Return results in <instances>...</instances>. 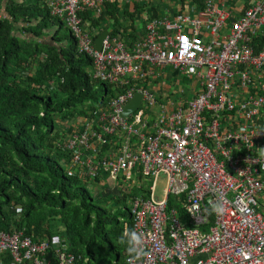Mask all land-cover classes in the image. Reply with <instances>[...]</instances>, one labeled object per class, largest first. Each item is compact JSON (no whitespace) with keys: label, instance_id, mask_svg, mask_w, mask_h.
<instances>
[{"label":"built area","instance_id":"1","mask_svg":"<svg viewBox=\"0 0 264 264\" xmlns=\"http://www.w3.org/2000/svg\"><path fill=\"white\" fill-rule=\"evenodd\" d=\"M160 1L44 0L107 91L56 131L66 172L130 204L126 264H264V0ZM67 246L0 229V264H78Z\"/></svg>","mask_w":264,"mask_h":264},{"label":"trees","instance_id":"2","mask_svg":"<svg viewBox=\"0 0 264 264\" xmlns=\"http://www.w3.org/2000/svg\"><path fill=\"white\" fill-rule=\"evenodd\" d=\"M55 21L63 27L44 0H0V229L60 235L78 264H126L133 249L125 206L120 226L106 195L95 200L50 155L62 157L56 131L63 123L107 98L90 57L78 53L69 29L70 40L52 30ZM12 206L22 208L19 216Z\"/></svg>","mask_w":264,"mask_h":264},{"label":"rangeland","instance_id":"3","mask_svg":"<svg viewBox=\"0 0 264 264\" xmlns=\"http://www.w3.org/2000/svg\"><path fill=\"white\" fill-rule=\"evenodd\" d=\"M246 1H248V0H246ZM172 2V0H161L159 3H158V6L161 8V9H164V7L166 6V5H168V4H170ZM122 15H123V12H122V10L121 9H118L117 11H116V13L113 15V18H118V19H121L122 18ZM58 25V22L57 21H55V24H53L52 25V30H55V29H58V34L60 35V36H69V32H68V29L65 27V25H63V27H61V26H57ZM122 25V24H121ZM68 40H70V37H68ZM87 71H88V73H90V71H91V67H88L87 68ZM184 80V78L180 81V82H182ZM171 81H172V83H173V81H174V79L172 80L171 78H168L167 80H166V83H167V85H169L170 86V84H171ZM98 83H96L95 85H97ZM95 102V101H94ZM161 102L162 103H166L165 102V100H161ZM52 157H54L58 162H59V164L61 165V166H63V167H66V165H65V163H64V161H63V157H61V154H59L57 151H53L51 154H50ZM147 185L149 186V185H151V184H153V182H154V178L153 179H148L147 181ZM164 182H165V177L164 176H161L157 181H156V184H155V188H154V194L156 195V196H158V197H161L162 195H163V190H162V188H163V185H164ZM85 187H86V190L87 191H89L90 193H91V195L93 196V198L96 200V198H99V196H98V194H97V189H96V187L94 186V184L92 183V182H85ZM96 202V201H95ZM106 202V201H105ZM107 203H108V206H109V208L112 210V212L116 215L115 217L119 220V222H120V226H123L124 224V218H125V216H127V213L125 212V213H123V212H121L122 210H123V208H120V206L121 205H125V204H123V203H121L120 205H118L117 203H116V201H113L112 199H109V198H107ZM126 206V208H128L129 209V207H130V204L129 203H127V205H125ZM54 236V235H53ZM46 238V237H45ZM114 244H115V246L118 248V249H120L121 248V246L119 245V243H118V241H115L114 240Z\"/></svg>","mask_w":264,"mask_h":264},{"label":"water","instance_id":"4","mask_svg":"<svg viewBox=\"0 0 264 264\" xmlns=\"http://www.w3.org/2000/svg\"><path fill=\"white\" fill-rule=\"evenodd\" d=\"M107 33L106 30H103L94 40V46L96 49H100L101 47V40L102 38L105 36V34ZM141 94L139 93H135V95L133 96L132 99H130L128 101V103L125 105L122 114L126 115L128 114L130 111L134 110L137 106V104L139 103Z\"/></svg>","mask_w":264,"mask_h":264},{"label":"clouds","instance_id":"5","mask_svg":"<svg viewBox=\"0 0 264 264\" xmlns=\"http://www.w3.org/2000/svg\"><path fill=\"white\" fill-rule=\"evenodd\" d=\"M103 30H105V29H103ZM103 30H102V31H103ZM102 31H101V32H102ZM78 53H79V52H78ZM80 54H81V53H80ZM61 79L63 80V78H61ZM99 84H100V86L104 89V95H106V94H105V93L107 92V91H106V87H105L104 84H103L102 82H100V81H99ZM106 99H107V98H106ZM106 99H105V100H106ZM105 100H102V99H101L100 101L95 102V103L93 104V107H92V108H95V107H96V104L101 103V102H103V101H105ZM137 105H138V104H137ZM122 115H123V114H122ZM126 115H127V114H126ZM126 115H123V116H126ZM63 170H64V172H65L67 175H69V174L66 172L65 167H63ZM70 176H73V175H70ZM74 177H75V176H74ZM76 178H77V177H76ZM80 181H81V180H80ZM81 182L85 183L84 181H81ZM99 193H101V192H98V191H97L98 196H99ZM107 198H108V197H107ZM109 199H110V198H109Z\"/></svg>","mask_w":264,"mask_h":264},{"label":"crops","instance_id":"6","mask_svg":"<svg viewBox=\"0 0 264 264\" xmlns=\"http://www.w3.org/2000/svg\"><path fill=\"white\" fill-rule=\"evenodd\" d=\"M241 1H244V2H246V0H241Z\"/></svg>","mask_w":264,"mask_h":264}]
</instances>
